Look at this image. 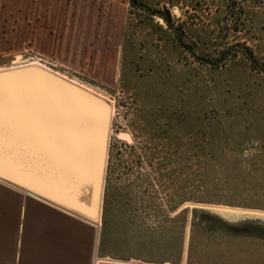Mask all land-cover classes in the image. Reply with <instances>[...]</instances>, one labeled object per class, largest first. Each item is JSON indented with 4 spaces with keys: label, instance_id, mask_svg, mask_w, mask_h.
Returning <instances> with one entry per match:
<instances>
[{
    "label": "rangeland",
    "instance_id": "374dc122",
    "mask_svg": "<svg viewBox=\"0 0 264 264\" xmlns=\"http://www.w3.org/2000/svg\"><path fill=\"white\" fill-rule=\"evenodd\" d=\"M135 1L0 0V72L35 64L110 105L95 250L264 264L261 231L179 211L264 212V0Z\"/></svg>",
    "mask_w": 264,
    "mask_h": 264
},
{
    "label": "water",
    "instance_id": "95a60500",
    "mask_svg": "<svg viewBox=\"0 0 264 264\" xmlns=\"http://www.w3.org/2000/svg\"><path fill=\"white\" fill-rule=\"evenodd\" d=\"M162 13L169 23V11ZM110 112L106 101L41 68L1 71L0 181L86 223L101 219ZM184 210L228 230L264 234V212Z\"/></svg>",
    "mask_w": 264,
    "mask_h": 264
},
{
    "label": "crops",
    "instance_id": "0c3cea01",
    "mask_svg": "<svg viewBox=\"0 0 264 264\" xmlns=\"http://www.w3.org/2000/svg\"><path fill=\"white\" fill-rule=\"evenodd\" d=\"M62 221L68 224L65 230ZM78 227L89 233L85 247L78 246ZM106 252L94 249L89 223L0 181V264H174L172 259L122 258ZM182 261L186 264V257Z\"/></svg>",
    "mask_w": 264,
    "mask_h": 264
},
{
    "label": "trees",
    "instance_id": "16d2710c",
    "mask_svg": "<svg viewBox=\"0 0 264 264\" xmlns=\"http://www.w3.org/2000/svg\"><path fill=\"white\" fill-rule=\"evenodd\" d=\"M131 4L135 5V6H141L139 4L136 3L135 0H130ZM107 199H108V186L105 187V199H104V204H103V208H105V205L107 203ZM103 213H102V223L105 224V220H106V217H105V209H103Z\"/></svg>",
    "mask_w": 264,
    "mask_h": 264
},
{
    "label": "bare ground",
    "instance_id": "6f19581e",
    "mask_svg": "<svg viewBox=\"0 0 264 264\" xmlns=\"http://www.w3.org/2000/svg\"><path fill=\"white\" fill-rule=\"evenodd\" d=\"M33 65H35V64H33ZM33 65H32V67H37V65H35V66H33ZM22 66H23V65H22ZM24 66H25V65H24ZM24 66H23V67H24ZM23 67H22V68H23ZM25 67H29L28 64H27V66H25ZM19 68H21V67H19ZM37 68H39V67H37ZM42 69H43V68H42ZM43 70H44V69H43ZM45 71H46V70H45ZM47 72H48V71H47ZM50 73H51V72H50ZM52 74H53V73H52ZM54 75H55V74H54ZM60 78H61V76H60ZM63 80H64V79H63ZM76 86H77V85H76ZM80 87H81V86H80ZM84 90L86 91V88H85ZM89 93H90V92H89ZM91 94H93V93H91ZM93 95H94V94H93ZM95 96H97V95H95ZM99 97H100V96H99ZM100 99H101V98H100ZM102 100H103V99H102ZM110 104H111V103H110ZM93 221H94V220H93ZM90 223H91V222H90ZM93 223H94V222H93ZM95 226H96V225H95ZM96 227H97V226H96Z\"/></svg>",
    "mask_w": 264,
    "mask_h": 264
}]
</instances>
